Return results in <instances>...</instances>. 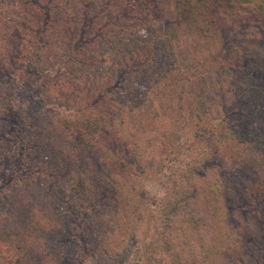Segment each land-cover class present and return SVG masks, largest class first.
Listing matches in <instances>:
<instances>
[{
  "label": "rangeland",
  "instance_id": "374dc122",
  "mask_svg": "<svg viewBox=\"0 0 264 264\" xmlns=\"http://www.w3.org/2000/svg\"><path fill=\"white\" fill-rule=\"evenodd\" d=\"M192 1L0 0V227L12 219L2 209L6 185L22 176L37 179L41 169L48 185L39 178L40 188L64 185L51 208L65 218L59 239H34L26 256L22 245L0 236V264H151L156 249L145 247L144 219L169 187L183 190L179 178L187 167L195 170L193 200L204 179L229 164L227 153L248 156L242 166L230 163L238 180L253 171L251 181L264 182V61L246 54L264 53V13L232 10L230 0L221 8L208 0L212 5L197 10ZM22 138L31 148L19 163L11 154ZM52 139L69 162L85 164L77 198L66 180L71 164L55 171L44 164L38 147L55 148ZM97 172L108 177L99 189L88 182ZM173 192L172 200L180 195ZM145 197L152 200L148 210ZM237 199L229 195L227 208L247 207ZM245 214L238 215L243 223ZM101 215L106 226L97 233ZM192 215L208 226L188 225ZM260 218L251 212L250 223L259 228ZM170 221V236L173 229H197L194 235L189 229L191 245L213 234L214 224L195 202ZM259 242L247 264L264 262ZM182 249L187 257V246Z\"/></svg>",
  "mask_w": 264,
  "mask_h": 264
},
{
  "label": "trees",
  "instance_id": "16d2710c",
  "mask_svg": "<svg viewBox=\"0 0 264 264\" xmlns=\"http://www.w3.org/2000/svg\"><path fill=\"white\" fill-rule=\"evenodd\" d=\"M227 1L229 0H213L211 3L216 4L221 8L223 3L228 4L226 3ZM230 2H232V5H230L232 6V10L233 8L237 7L238 9L242 8L243 10L246 9L249 11L257 10L260 13H264V2L261 0H230ZM205 3L212 5L210 2H208V0H195L192 1V4H194L192 8L196 7L198 10V6L202 4L204 6ZM190 10L194 11L191 8ZM234 12L236 15L239 14V12ZM243 44L247 45V43ZM246 54H249L250 58H253L256 61H260V58H263L262 60L264 61V53H260L258 55L257 52H254L253 54L251 50ZM259 56L261 57L259 58ZM186 104L189 105L190 103L188 102ZM98 123L99 120L95 121L96 126ZM195 128H197L196 125ZM53 140L54 139H52V142L49 143L50 147H55L53 149H49L43 145L38 147V149H40V151L44 154V156H42L45 160L44 164L47 166V168H53V171H55L56 168L59 169L62 167V162H68V164H71L73 169L69 172L72 173V175H70L66 180L68 182L71 181L69 186L72 188L73 196L77 198V195L81 193L83 188L82 175L86 173V171L83 169L85 164L82 162V164L79 163V161L76 159L69 162V159L63 156V152L66 153L65 148L63 149V147L58 144L56 140ZM16 144L18 145L13 147V153L11 154V157L13 160L21 163L22 158L28 156L29 153H27V149L31 148V144L26 142L23 138L22 140H19V143ZM51 150L55 151L53 152ZM41 152H39V154ZM137 153H139V150L137 147H135L132 151V155L137 156ZM227 157H229L227 158L228 161L230 160L229 164L228 162H225V164L221 165L218 170L216 169L215 172L213 171L211 177L209 176L204 179L205 185H203V188L199 187L200 190L196 191V194L200 196L199 199L193 200L191 192H188V190L191 188L195 189V185L191 181L192 174L195 172V170H193L192 167H187V169H185V172H187L179 178L180 182L178 186H181L183 190H179L180 187L177 189H174V187H169L170 191H167L166 194L163 195L161 205L158 210L153 211L152 208L150 210L152 212H149L147 216L145 215L146 217L144 219V223L146 224V231L144 233L146 234L143 235V239L150 238V241L148 244L147 241H145L144 244L145 247H148V251H150L151 248L156 249L148 256V262L150 261L151 264H247V257L249 254H251V250L256 245V243L258 244L260 241L261 244L259 245H264V213H259V210L262 209V204H264V182H261V180H258L257 178H255L256 181H251L248 174H251L253 171L249 172L248 169L250 167L246 169L249 173L243 175L238 180L237 174H240L239 170L236 168L235 163L234 167L230 166V163L232 165L233 162H236L242 166L245 164L248 156L240 154L233 157L232 154L227 153ZM105 162L107 163L106 160ZM99 168V171L102 172V166ZM24 170L26 171L27 169ZM258 170L260 173L262 172L261 168ZM34 174L38 175L37 179H25L22 176L20 177L19 182L8 183L5 187L8 189V192L4 197H2V200H4L3 203L6 202V205H2V209L6 210L8 214L12 215V219L8 226L3 228L0 227V236L7 238V240L11 241L12 244L15 243V245H18L17 247L22 245L23 250H27L24 256L29 254V249H32L31 243L32 241H35L34 239H39L44 244H47V242L51 239H59L60 235L62 234L61 229L63 227V221L65 220L64 214L60 208H51L54 197L58 196V193L64 190V185H55L54 182H51L48 187L43 186V188H40L37 180L40 181L39 178L44 177L41 175H44L45 172H43V169H41L40 172L36 171ZM98 174L99 175L97 177L91 178L88 180V182L93 183L94 186H97L99 189L100 186H103V180H106L108 177L100 173ZM169 175L172 176L171 173ZM188 177L189 180H186V182H188L189 185L187 183L183 184V178ZM172 179H175V176L172 177ZM45 180L46 178L43 179V181ZM240 180L242 182V186L239 184ZM85 182L86 180L83 183ZM45 184L48 185L47 181H45ZM45 188H49L51 192H45ZM85 188L86 187L84 186V189ZM211 188L215 190L213 191L214 195H211ZM240 189L247 193L245 197H239ZM20 191L21 193H19ZM173 191H178L180 195L177 197V199L172 200L171 198H174ZM232 194H234V197L239 198L236 200L237 202L239 200L246 202L247 207H237V209H232V211L227 208V201L225 200L227 197H229V195ZM32 198L36 200L33 202V204ZM145 198L146 200L143 201L145 209H143L148 210V206L150 205L149 203H152V200L148 197ZM37 200H42V205L40 207L37 206ZM7 201L9 203H7ZM193 202L201 205L205 216H208V218L211 220V224L213 223L214 225L212 224L213 226H211L213 229V234L209 238L208 242L199 241L198 239L197 243L195 240V244L191 245L190 235H194V232L197 231L198 224L200 223L202 228H206V226H208V224L205 223V221H202V219H195L194 215L187 219L189 222L188 225L193 223L197 225L196 230L192 226L187 228L183 227L181 230L173 229V231H171L172 236L169 235L167 230L173 228L171 227L172 225L170 220H173L174 216L178 215V213L182 212V210H191V205ZM242 212L246 213L245 218L247 222L244 220L243 223L241 217H238V215ZM251 212H253L254 216H257V218L261 215L260 219H263V222L262 225L259 226L260 229L257 228L256 225H252V223H250L253 222L252 219H250ZM143 214H146V212H143ZM7 217H9V215ZM92 221V223H94V220ZM115 222L119 223V219H116ZM105 224L106 223H104L103 217L101 215L98 221H95V226H97L98 229L94 230H96L97 233H100L99 229L104 228L106 226ZM125 228L128 229L129 226H126ZM110 229L111 233L114 235V227H110ZM151 229L155 230L153 232L150 231L149 233V230ZM189 229H191L192 234L190 233ZM202 236L203 235H200V237ZM215 238L222 240V245L220 247H216L215 243L212 244ZM161 239H164L167 244L165 246L155 245L158 244L157 242H160ZM48 244H50V242H48ZM184 246H187L188 248L186 251L187 257L183 255L185 251H183L182 248ZM177 247L181 248L180 252H178L179 250H176ZM258 249L261 250L262 247L258 246ZM239 254H241L240 259H238ZM24 256L21 255L20 259L22 257L23 260ZM236 260H238V263H235ZM261 260L262 259L258 258L254 264H264V262H261Z\"/></svg>",
  "mask_w": 264,
  "mask_h": 264
}]
</instances>
